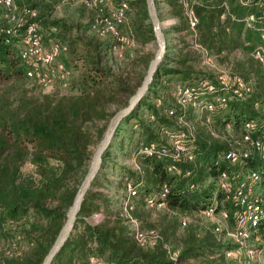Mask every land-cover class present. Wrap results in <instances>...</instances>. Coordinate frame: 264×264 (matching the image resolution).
<instances>
[{"label": "trees", "instance_id": "16d2710c", "mask_svg": "<svg viewBox=\"0 0 264 264\" xmlns=\"http://www.w3.org/2000/svg\"><path fill=\"white\" fill-rule=\"evenodd\" d=\"M15 1L18 5L28 4ZM165 2L170 15L177 18L169 28L181 32L179 53L165 52L147 91L117 126L102 155L101 167L84 195L73 228L51 264H91L92 257L96 264H237L226 254L232 249L231 243L220 238L225 228L217 232L213 220L208 218V225L193 217L207 219L201 210L215 203L218 209L227 210L226 223L235 224L237 207L227 196L229 192L217 183L222 170L240 174L257 170L264 180V160L254 152L236 164L223 156L233 147L244 120L253 118L264 123V64L252 54L257 45L264 43V0H195L193 6L198 17L195 30L189 28L178 0ZM129 3L135 8L130 34L139 43L154 39L145 0ZM251 14L253 18L249 19ZM37 20L40 27L42 24L49 29L46 37L52 41L65 39L61 42L67 45L64 52L68 57L64 61L62 52L60 59L69 68L73 66L74 71L71 67L69 93H28L22 88L28 77L18 44L25 24H20L15 34L4 30L8 24L0 28V264H40L87 170L92 146L102 137L111 115L128 102L146 72L141 73L134 86L129 83L131 69L114 72L107 64L105 57L110 46L97 32L98 35L79 32L71 35V24L59 18L42 19L39 11ZM194 32L196 41L209 54L220 60L232 59L235 72L249 81L252 89L243 98L233 97L226 106L218 105L210 124L204 121L206 111L190 116L195 156L192 161L179 162L180 172L167 170L168 156L142 154L137 158L139 168L119 166L123 187L124 177L137 184V194L131 196L132 215L147 219L152 210H162L155 221L140 226L155 229L159 234L155 244L142 246L134 239L122 207L114 206L109 190L104 189L110 176L103 165L111 156L113 145L120 148L115 137L122 122L131 120L124 131L133 144L129 155L138 140L165 143L159 126H176L175 117L167 115L165 109L174 107L180 111L172 95L174 85H197L201 79L214 77L195 66L190 46ZM237 51L242 57L236 61L231 55ZM128 55L133 64L142 59ZM152 56L143 58L145 65ZM110 103L118 107L114 112L108 109ZM26 161L33 163V170H22ZM164 184L169 186L166 207L148 206L146 196L158 192ZM98 212L102 216L91 221L89 217ZM181 216L187 218L185 225L181 224ZM255 235L260 237L258 246L264 254V227L260 225L250 241ZM22 241L27 245L23 246ZM16 243L18 248H12ZM171 251H177L174 259L170 257Z\"/></svg>", "mask_w": 264, "mask_h": 264}, {"label": "built area", "instance_id": "2783aa9c", "mask_svg": "<svg viewBox=\"0 0 264 264\" xmlns=\"http://www.w3.org/2000/svg\"><path fill=\"white\" fill-rule=\"evenodd\" d=\"M73 3H82L95 11L91 21V28L99 35H110L116 41L113 45L118 55L122 54L125 46L133 45L135 37L124 31L123 26L130 10L129 0H68ZM183 7L189 28L195 30L198 17L194 11L195 0H178ZM0 7L4 9L5 16L9 21L4 30L9 34L18 32L20 24H25L22 35L19 39V55L25 63V75L39 84L53 91L57 79L64 88L69 86L71 69L60 59V55L67 49V45L61 41L54 40L50 43L44 42L40 23L37 20V8L28 4L17 5L15 0H0ZM224 16V13H222ZM251 14L249 19H252ZM193 44L198 46L203 53L208 51L200 45L194 32ZM264 38V30L262 33ZM252 54L264 64V43L257 45ZM252 89L251 83L244 79L239 73L215 74L212 79H201L197 85L175 84L172 95L179 108L165 109L167 115L175 117L176 126L161 124L160 133L166 138L165 143L157 141L144 142L138 140L131 150L130 158L133 166L139 168L137 158L139 155L168 156L167 170L180 172L179 162L192 161L195 156L192 140L194 137L193 123H186L185 109L193 106L199 111H206L204 121L210 124L211 114L218 105L226 106L230 98H243ZM158 101L160 99L158 98ZM135 126L137 124H134ZM229 126V124H227ZM210 127V126H209ZM256 132V133H255ZM255 133V135H254ZM251 152L264 160V123L250 118L242 123V130L234 140L233 147L224 152L223 156L231 163H242L251 155ZM188 172V171H187ZM257 170H248L242 174L236 171L222 170L217 176V183L226 190L227 196L233 200L237 207L236 221L233 226L226 223L228 212L225 208L218 209L215 203L208 204L201 210V214L216 222L214 230L220 232L225 228V234L240 246H247L252 234L261 225L264 227V180ZM126 195L121 201L122 214L130 224L134 239L142 246L153 245L159 238L155 229H142L138 225V219L131 213V196L137 194V184H133L124 177ZM233 186V189L231 187ZM169 186L164 184L162 188L147 195L145 202L152 208H163L167 205V193ZM96 214H100L96 213ZM182 225H185L187 218L180 217ZM259 240V235L253 237ZM248 251L254 253L256 249L251 246ZM232 249L226 251L230 255ZM177 251H171L170 257L175 258ZM91 264H96L94 258H90ZM100 264H112L101 262Z\"/></svg>", "mask_w": 264, "mask_h": 264}, {"label": "rangeland", "instance_id": "374dc122", "mask_svg": "<svg viewBox=\"0 0 264 264\" xmlns=\"http://www.w3.org/2000/svg\"><path fill=\"white\" fill-rule=\"evenodd\" d=\"M119 1V0H115ZM16 2V1H15ZM24 3L33 4L36 6V8L39 11V14L41 15L42 19H53V18H59L61 20L66 21L67 23L71 24L72 28L70 30V34H74L76 32L79 33H86L89 35L96 34V31H94L91 28L90 22L95 16V11L88 7L87 5H84L82 3H73L68 0H23ZM17 4V2H16ZM18 5V4H17ZM158 15L161 21L162 30L165 33L166 38V44H168L167 40V33L169 32V26L167 25V20L171 18L172 16L169 13V8L165 0H158L156 3ZM134 5H130V10H128L127 19L123 26V29L125 32L130 33V19L132 14L134 13ZM175 17V16H174ZM9 21L7 20V17L5 16V11L3 8L0 7V28L4 26L5 24H8ZM54 29V28H52ZM41 30L44 37V41L46 43H50L52 39L51 37H46V34L49 32V29L46 28L41 24ZM101 39L106 41L109 44V51L108 54L105 57V60L107 64H109L114 72H120L122 70H129V83L132 85H136L137 81L139 80V77L141 73L143 74L146 70L147 65H145L143 58L145 59V56L148 54H153V52L156 49V41L155 39L148 40L143 43H139L137 39H135V43L133 45L125 46V48L122 50V54L118 55L113 45L116 44V41L113 37L110 35H98ZM65 40V39H60ZM172 43V42H171ZM191 49L193 50L194 57L196 58L195 66L197 68L203 69L206 72H209L214 76L215 74L219 73H230L233 71H237L235 68V64L232 59H225L220 60L217 58L214 54L209 53H203L201 49L194 45L193 43L190 45ZM128 53L133 54L134 56H137L142 59H139L138 61H135V64H133L131 57L128 55ZM62 59L65 61L68 57L65 52L62 53ZM241 52H233V59L236 61L238 59H241ZM70 65V64H69ZM69 67V66H68ZM72 67V70L74 69L73 66L70 65V68ZM74 71V70H73ZM73 74V72H72ZM71 76V75H70ZM22 88H26L28 93L32 94H39L43 92H51L48 91L47 88L40 86L39 84H36L33 80L29 78H25ZM55 93L58 94H64L69 93L68 88H64L60 82L56 79L55 80V89L53 90ZM13 93V92H12ZM118 107L116 106V103H110L108 109L112 112H114ZM186 113L184 116L186 117V123L183 125H188L192 122V117L190 116H199L200 111L198 109L192 110L191 108L185 109ZM98 126H101V122L96 123ZM131 120H129L128 123L122 122L118 134L115 137V143H118L120 148H116L115 145L111 148V156L107 158L105 161V164L103 165V168L109 173L110 181L109 183L104 185V189H108L111 198L113 199V205L114 206H121V201L126 195V189L123 187L122 179L120 171H118V168L120 165L130 166L133 164V161L131 158H129V150L131 143L128 141V137L124 133V131L130 127ZM192 124V123H191ZM133 143V140H131ZM114 143V144H115ZM97 142L94 143L92 146V151L94 150ZM102 164V163H101ZM34 169V165L31 161H26L22 165L23 171H31ZM162 210H152L151 216H148L147 219H138V225L144 226L148 224V222L155 221L161 214L159 213ZM194 220H197L198 222H204V224L210 225V219H204L202 217H199L198 215H194ZM199 218V219H198ZM148 220V221H147ZM222 241H227L231 243L232 252L229 257L233 258L237 264H264V254L260 250L259 241L256 239H253L248 243L247 246H240L229 240L228 236L223 234H219ZM2 242V241H1ZM23 246H26V241H22ZM253 246L256 251L254 253H251L248 251V247ZM18 248L17 243L12 246V248Z\"/></svg>", "mask_w": 264, "mask_h": 264}, {"label": "water", "instance_id": "95a60500", "mask_svg": "<svg viewBox=\"0 0 264 264\" xmlns=\"http://www.w3.org/2000/svg\"><path fill=\"white\" fill-rule=\"evenodd\" d=\"M145 3H146V9L149 15V19L152 24L154 39L156 41V49L153 53V56L150 58L148 62L146 72L140 84L136 87L135 91L130 95L128 102L124 106L118 108L109 118L106 128L103 132V135L100 138V140L97 142L92 152L87 170L80 184L78 185L72 203L70 204L66 212V217L64 219V222L61 225L56 237L54 238V241L52 242L47 252L43 256L40 264H51L54 256L56 255V253L59 251V249L64 244L67 237L69 236L73 228L74 222L76 220L77 214L80 210L84 195L87 189L90 187L94 176L97 174V172L101 167L102 155L106 150V148L108 147L117 126L120 124L121 120L132 111V109L135 107V105L140 101V99L147 91L149 83L153 79L154 72L166 52V38H165V33L162 30V25L158 15L156 2L155 0H145Z\"/></svg>", "mask_w": 264, "mask_h": 264}, {"label": "crops", "instance_id": "0c3cea01", "mask_svg": "<svg viewBox=\"0 0 264 264\" xmlns=\"http://www.w3.org/2000/svg\"><path fill=\"white\" fill-rule=\"evenodd\" d=\"M177 18L172 16L167 20V25L170 26L171 23L176 22ZM170 31L167 33V42L168 48L166 49L167 54L175 55L179 53L181 44L179 41V35L181 32L174 31L172 28H169ZM172 42V43H171ZM99 213V212H98ZM102 215L94 213L89 218L91 221H97Z\"/></svg>", "mask_w": 264, "mask_h": 264}]
</instances>
